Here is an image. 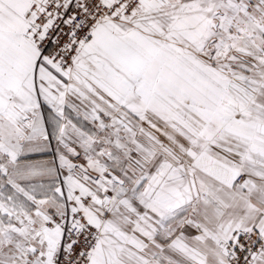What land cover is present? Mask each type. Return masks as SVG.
Listing matches in <instances>:
<instances>
[{"label": "snow or ice", "instance_id": "1", "mask_svg": "<svg viewBox=\"0 0 264 264\" xmlns=\"http://www.w3.org/2000/svg\"><path fill=\"white\" fill-rule=\"evenodd\" d=\"M0 264H264V0H0Z\"/></svg>", "mask_w": 264, "mask_h": 264}]
</instances>
